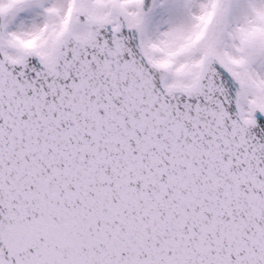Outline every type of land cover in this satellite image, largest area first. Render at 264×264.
Instances as JSON below:
<instances>
[{
	"label": "snow or ice",
	"instance_id": "1",
	"mask_svg": "<svg viewBox=\"0 0 264 264\" xmlns=\"http://www.w3.org/2000/svg\"><path fill=\"white\" fill-rule=\"evenodd\" d=\"M0 264H264V0H0Z\"/></svg>",
	"mask_w": 264,
	"mask_h": 264
}]
</instances>
